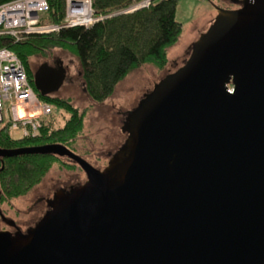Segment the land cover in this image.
<instances>
[{
    "label": "water",
    "instance_id": "obj_1",
    "mask_svg": "<svg viewBox=\"0 0 264 264\" xmlns=\"http://www.w3.org/2000/svg\"><path fill=\"white\" fill-rule=\"evenodd\" d=\"M216 11L126 112L101 170L60 143L0 148L67 157L86 176L25 231L8 221L0 264H264V0ZM64 78L43 63L32 81L44 96Z\"/></svg>",
    "mask_w": 264,
    "mask_h": 264
},
{
    "label": "trees",
    "instance_id": "obj_2",
    "mask_svg": "<svg viewBox=\"0 0 264 264\" xmlns=\"http://www.w3.org/2000/svg\"><path fill=\"white\" fill-rule=\"evenodd\" d=\"M10 0H0V4ZM141 0H93L96 14L105 17L89 28L74 26L58 33L31 35L13 42L0 37V46L12 50L22 61L27 78L40 101L53 105L67 113L57 126L44 118L34 137L14 138L6 126H0V148H18L46 143H60L71 149L81 133L84 111L72 105L68 98L40 95L33 86V72L28 65L29 56L45 54L55 46L67 47L81 59L80 36L74 32H90L84 49V62L80 75L84 90L91 101L102 102L114 90L115 85L131 70L152 64L161 68L167 62L168 50L178 40L182 27L175 19L177 0H148L145 6L129 12H119ZM47 20L60 22L64 12V0H47ZM114 13V14H113ZM50 153H25L0 157V203L25 194L37 184L50 166L58 160Z\"/></svg>",
    "mask_w": 264,
    "mask_h": 264
},
{
    "label": "rangeland",
    "instance_id": "obj_3",
    "mask_svg": "<svg viewBox=\"0 0 264 264\" xmlns=\"http://www.w3.org/2000/svg\"><path fill=\"white\" fill-rule=\"evenodd\" d=\"M237 6L229 0H177L175 19L181 23L182 31L176 43L168 50L166 64L161 68L143 64L131 70L115 85L113 92L99 103L90 100L80 75L81 65L86 64L82 49L88 41L89 31L74 32L80 36L81 59L69 48L60 46L51 48L45 54L36 53L29 56L28 65L33 73L42 62L54 65L60 60L65 67V78L61 86L47 96L68 98L78 111H84L82 130L70 146L71 150L101 170L126 136L121 129L126 112L166 73L182 65L188 56L191 43L206 30L215 17L216 7ZM49 116L52 125L57 126L64 121L67 113L52 105ZM47 117H41L40 120ZM85 180V173L75 162L67 157H58L41 180L25 194L0 203V211L5 218H0V230H14L13 225L8 223L11 220L21 231H25L45 213V200L58 188L68 189Z\"/></svg>",
    "mask_w": 264,
    "mask_h": 264
},
{
    "label": "built area",
    "instance_id": "obj_4",
    "mask_svg": "<svg viewBox=\"0 0 264 264\" xmlns=\"http://www.w3.org/2000/svg\"><path fill=\"white\" fill-rule=\"evenodd\" d=\"M93 0H64L60 22L46 19L47 0H10L0 4V37L13 42L31 35L58 33L74 26L89 28L104 15L96 14ZM141 0L119 12L145 6ZM49 104L39 100L30 84L24 65L9 48L0 46V126H6L14 138L34 137L41 127V117L50 114Z\"/></svg>",
    "mask_w": 264,
    "mask_h": 264
},
{
    "label": "flooded vegetation",
    "instance_id": "obj_5",
    "mask_svg": "<svg viewBox=\"0 0 264 264\" xmlns=\"http://www.w3.org/2000/svg\"><path fill=\"white\" fill-rule=\"evenodd\" d=\"M231 3H233V4H237L238 6H239V3H240V0H229ZM237 6V7H238ZM226 8H229V7H226ZM236 8V7H235ZM230 9H232V8H230ZM43 63H47V62H42L41 64H43ZM41 64H39L37 67H39ZM48 64V63H47ZM61 61L60 60H57L56 61V63L54 64V65H49V66H52V67H54V68H58L59 66H61ZM62 66H63V64H62ZM64 67V66H63ZM65 68V67H64ZM37 69V68H36Z\"/></svg>",
    "mask_w": 264,
    "mask_h": 264
}]
</instances>
